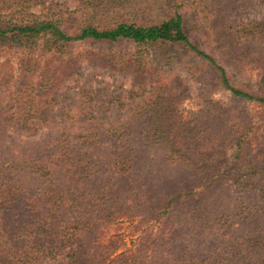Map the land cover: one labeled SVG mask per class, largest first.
I'll return each mask as SVG.
<instances>
[{
	"label": "trees",
	"instance_id": "trees-1",
	"mask_svg": "<svg viewBox=\"0 0 264 264\" xmlns=\"http://www.w3.org/2000/svg\"><path fill=\"white\" fill-rule=\"evenodd\" d=\"M73 1L84 18L69 35L58 11L65 4L0 0V51L20 57L17 77L8 60L0 63V264H264V150L247 158L245 134L179 120L169 105L159 108L162 100L139 133L103 129L104 118L82 113L58 114L57 123L61 76L39 71L33 57L52 52L53 59L57 47L77 42L178 45L208 65L233 98L264 105V90L233 86L214 56L190 40L180 13L146 22L137 20L138 0ZM34 7L38 16L29 12ZM222 35L238 57L246 42L264 49L261 32ZM42 128L51 133L41 141L13 138ZM232 187L245 198L233 202ZM162 192L174 195L159 206ZM121 220L154 225L128 252L109 235Z\"/></svg>",
	"mask_w": 264,
	"mask_h": 264
},
{
	"label": "rangeland",
	"instance_id": "rangeland-1",
	"mask_svg": "<svg viewBox=\"0 0 264 264\" xmlns=\"http://www.w3.org/2000/svg\"><path fill=\"white\" fill-rule=\"evenodd\" d=\"M47 1L66 5H61L58 11L66 17L62 28L72 35L84 18L81 13H76V3L73 0ZM138 1L142 8L138 21H160L180 13L190 40L214 56L217 63L226 69L233 86L253 95L262 94L264 87L260 85V79L264 72V49L246 42L248 44L242 52L245 57H238L227 49L222 33L261 32L263 37L264 27H258L257 23H264V0ZM29 12L38 16L40 9L30 8ZM71 13L74 15L69 17ZM217 36H221L219 41ZM242 43L237 47H241ZM57 50L59 53L53 59L48 58L52 52H37L33 57L39 71L47 68L61 76L59 103H53L56 118L58 114L73 118L82 113L94 122L104 118L99 124L103 129H128L139 133L147 128L153 102L162 100L159 108L165 109L169 105L176 111L179 120H197L202 128L221 126L223 131L233 127L239 135L245 134L249 143L247 158L264 150V105L237 100L217 87L213 70L178 45L142 48L129 43L77 42L57 47ZM19 59L15 52L0 51V63L8 60L15 77ZM133 113H138V116L131 120L129 116ZM55 120L61 122L60 118ZM59 127L58 124L55 129ZM48 133H51L50 128H42L32 136L13 133V138L21 142H38L46 139ZM234 152L233 146L224 151L227 158H231ZM183 192L182 188L176 193ZM173 195L162 192L156 203L164 206ZM246 195L245 190L232 187L228 197L233 202H240ZM184 200L185 197H182L179 202ZM153 225L145 223L141 228H135V224L121 220L112 227L109 235L119 236L124 249L130 252L142 233Z\"/></svg>",
	"mask_w": 264,
	"mask_h": 264
}]
</instances>
